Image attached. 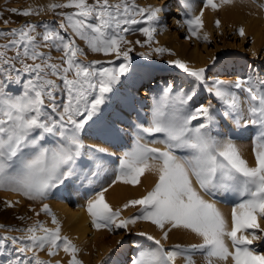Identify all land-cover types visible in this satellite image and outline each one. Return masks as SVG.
Instances as JSON below:
<instances>
[{"label": "snow or ice", "instance_id": "1", "mask_svg": "<svg viewBox=\"0 0 264 264\" xmlns=\"http://www.w3.org/2000/svg\"><path fill=\"white\" fill-rule=\"evenodd\" d=\"M231 2L220 0V4ZM203 4L213 10L219 7L215 0H203ZM184 7L191 10L192 0H185ZM49 8L72 10L59 13L62 19L58 26L64 33L71 31L72 36L66 37L47 25L38 33L35 23L0 31V36L11 37L7 43L0 44V64L7 66V71L0 67L3 75L0 79V190L41 202L66 182L82 176L87 179L83 169L89 165L82 157L87 156L91 161L95 152L105 151L89 149L86 153L82 133L103 121L110 94L117 91L122 77L130 71L129 54L133 49L124 48L132 43L125 33L136 31L133 26L146 23L148 27H140L138 31L147 38L145 43L151 44L156 31L152 24L158 20L160 11L140 7L135 0H66ZM12 11L17 13L16 9ZM17 14L33 13L25 10ZM203 14L202 9L185 23L191 37L208 41L206 33L203 37L199 34ZM219 24L217 20L216 26ZM239 33L244 34L243 28ZM76 39L84 41L92 53L114 55L123 62L117 67H100L102 62L98 60L85 63L79 57L86 52ZM136 43L143 46L140 40ZM41 47L59 51V62H53L51 51L42 52ZM9 51L15 54L7 57ZM164 51L155 49L156 53ZM170 63L196 83L189 92L182 88L174 92V85L166 86L147 126H138L134 143L120 156L109 187L117 182L138 185L145 173L154 174L156 182L146 195L123 205L124 209L140 206L139 214L123 219L121 210H113L106 202L108 189L96 192L86 204L92 226L113 232L143 220L158 227L163 232V240L169 238L173 229H184L202 240L187 247L177 244L166 250L160 239L140 232L139 236L153 241L156 247L139 251L131 264H176L179 257L184 258L185 264H196V255L202 256L205 264H228L229 260L232 264H264V253L251 247L253 241L264 240V227L260 224L264 219V79L237 78L231 87L238 89V93L230 91L220 80L209 84L204 68H189L178 59ZM12 72L17 74L15 79ZM21 72L28 78L23 81L22 93L14 95L6 90L7 84L20 83ZM201 86L225 106L220 113L224 119L232 120L237 127L256 129L252 139L255 166L243 158L233 139H220L212 134L215 115L211 101L193 106ZM155 134H162L163 139L142 142L145 135ZM156 143H162L164 148L150 146ZM96 167L99 169V163ZM218 192L232 193L238 198L231 208L230 228L217 203L205 199ZM7 206L13 205L8 202ZM41 211L51 217L55 227L48 228L37 222L24 230L23 237H4L13 244L20 241L16 251L21 256L32 254L31 261L16 259L10 264H32V261L47 264L37 258V252L45 248L49 256H55L62 248L70 257L68 264H83L77 258L76 245L61 235L60 222L50 206L43 203Z\"/></svg>", "mask_w": 264, "mask_h": 264}, {"label": "rangeland", "instance_id": "2", "mask_svg": "<svg viewBox=\"0 0 264 264\" xmlns=\"http://www.w3.org/2000/svg\"><path fill=\"white\" fill-rule=\"evenodd\" d=\"M176 1L177 0H135L138 6L144 8L150 7L153 9H159L157 3L160 2V7H164V13L166 12L170 17H168V21L160 28L156 24L160 20V13L158 12V20L152 24V27H154L156 31L153 34L154 39L151 44L145 43L147 38L138 31L140 27H148L146 23L133 26L137 29L136 31L125 33L126 39L132 43L130 45H124V48L131 47L133 49L129 54L131 57L130 71L125 77H122L121 83L117 85V91L110 94L111 99L108 106L105 107L103 121L91 129L86 128L82 133L81 138L86 146L85 152L87 153L89 149H104L110 151V153H113L112 157L113 161H115L113 164L115 169L118 166L120 156L134 143L137 133L139 132L138 126H147V121L151 118L152 109L158 102L155 99L160 97L161 93L158 94L157 92V95H154L155 97H150L146 92V86L153 85V83L158 85L159 81L163 78L168 84L175 86L174 92L181 88L185 92H189L196 83L194 78L187 76L186 73L176 68L170 61L180 60L179 56H183V62L186 63L189 68L205 69V79L209 84L215 80H220L225 82V85L229 87L230 91L238 93V89L231 87V85H234L237 78L244 79L248 76H253L264 79V42L260 39L261 43L256 42L252 46L253 38L250 35V29L255 27L257 30H261V32L264 33V7H261L263 3L260 0H256L258 3L249 0L251 3H254L251 5L249 12L245 14V17L242 16L238 22L233 21V17L230 16V12L227 11L229 9L224 8L220 4V0H215V2L219 4L217 10H213L210 6L204 7L203 0H193L194 5L199 6V14L203 9V16L209 17L212 26H214L211 30L206 32L208 41L191 37L188 26L185 23L188 19L183 17L181 6ZM65 2L66 0H0V31L6 32L11 29L20 28L26 23H35L38 26V33H42L45 30L44 26L47 25L49 29L60 31L62 35L70 37L72 36L71 31L64 33L58 26L62 19L59 13L72 10L58 8L52 11L49 9V5L51 4H63ZM13 7L14 9L17 8V13L27 9L31 10L33 14L29 16L19 15L12 11ZM217 20L220 22L219 26L223 24L219 31L216 30ZM5 21H7V23H5ZM241 28L247 31L244 42H241L240 38L239 29ZM9 39H11V37L0 36V44L7 43ZM137 40H140L143 46L137 44ZM76 43L86 52L85 56L79 57V59L85 63L98 60L102 62L101 65H99L100 67H117L123 62L122 58L117 59L114 55L104 56L102 54L90 52L84 41L76 39ZM251 47H254L253 50L250 49ZM156 48H163L166 49V51L156 53ZM194 48H196V52L193 51ZM39 50L45 53L51 51L53 62H59V57L61 56L59 51L43 47ZM0 51H2V49H0ZM141 53L145 55L142 56L140 55ZM14 54V51H9L7 52V57H12ZM193 59L195 63L192 62ZM191 62L194 64H191ZM28 63L32 62L28 61ZM0 67H3L5 71H7V66L0 64ZM16 67H20L19 63H16ZM153 72H163L164 74H159L157 78H153V80L151 79ZM11 76L15 79L17 76L16 72H12ZM27 78V74L21 72V82L8 83L6 90L14 95L21 94L23 91V81ZM0 79H3V75H0ZM134 80L137 81L136 91L132 89ZM241 95L243 94L241 93ZM160 98H162V95ZM160 98H158V100H161ZM208 101H211L213 113L215 115V123L212 125V134L219 137H226L227 124L220 115L225 106L213 95L204 91L201 86L198 89V95L193 106L200 103H207ZM118 106L126 107L129 113L128 116L121 115L119 117L122 119L121 125H118L115 121H110L113 115H116V117L119 116L117 115ZM239 128L243 133L247 132L248 135H251L250 131L253 133L254 131L256 132V129L253 131L254 128L251 126L245 128L241 125L238 127V130ZM113 129H115V131H113ZM109 131L115 132L119 136V140L111 141L108 137ZM160 135L162 137V134ZM148 138L150 139L152 137L145 135L142 142H149ZM150 146L153 147L154 145L150 144ZM110 153L106 151L95 152L94 159L91 161L87 160V156L82 157L89 165V167L83 169V175H86L87 179H84L82 176L81 179L68 181L72 186V193L79 197L77 201L78 207L86 210L88 200L94 197L95 193L102 188H107L108 190L105 192V196L108 194L112 187H109V184H111L112 180L115 178V171L109 172L105 179H102L101 176L105 169V161L108 160L106 156L112 155ZM99 157L106 160L98 159ZM97 163L100 165L99 169L96 167ZM92 172H97L98 174L93 176L91 174ZM151 189L152 188L148 189V191ZM57 191L58 188L54 189L49 198L41 202L30 201L22 195L12 191L0 190V253H2L0 254V264H10L11 261H15L16 259H20L21 261L32 260L31 253L21 256L16 251L20 246L19 240L16 244H13L11 239L3 238L23 237L26 234L24 230L37 222L43 223L48 228H54L55 225L52 224L51 217L42 212L41 207L43 203H47L51 208L54 201L58 198ZM147 192H145L143 196L146 195ZM8 202H11L13 206L8 207ZM67 205L72 207L69 198H67ZM139 211L140 206L129 207L121 211L120 218L131 217L139 214ZM38 212L40 213L39 215H37ZM59 222L61 226V235L67 236L72 243L76 245L79 249L77 258L80 259L83 264H117L115 263L116 250L121 246L126 247V258L121 264H131V260L136 257L139 251L149 247H156L153 241H148L145 237L138 235L140 232L149 233L146 229L150 227L152 223L148 221L139 220L136 224L130 225L128 229H116L113 232H109L107 229L103 228L100 230L95 229V238L89 241H85L83 238L74 241L69 232V223L64 224L62 220ZM260 224L261 227H264V219H261ZM167 228L168 226L165 227V230H167ZM162 237L163 232L161 231L156 239L161 240L166 250L171 249L177 244L182 247L191 245L185 242L184 236L177 234L174 229L170 231L167 240H163ZM89 238H91L90 235ZM251 247L259 253H264V240L253 241ZM37 258L40 261L47 262V264H57V261H59L60 264H68V260L70 259L69 255L66 254L62 248L58 250L55 256H49L47 248H45L37 252ZM194 259L196 264H205L203 257L200 255H196ZM229 262L232 264L231 260H229ZM179 263H185L183 257L177 258L176 264ZM32 264H35V261H32Z\"/></svg>", "mask_w": 264, "mask_h": 264}, {"label": "bare ground", "instance_id": "3", "mask_svg": "<svg viewBox=\"0 0 264 264\" xmlns=\"http://www.w3.org/2000/svg\"><path fill=\"white\" fill-rule=\"evenodd\" d=\"M250 1H252V0H250ZM250 1L249 0H232L231 3L221 4V5L224 8H228L229 10H227V11L230 12V16L233 17V21L238 22V21H240L242 16L245 17V14H247L249 12L251 5L254 3V2L251 3ZM253 1H255V3H258V2H256V0H253ZM260 1L264 5V0H260ZM176 2L181 6V11H182L183 17L185 19H190L195 15H199V11H198L199 6L194 5L193 0H192L193 8L191 10L184 7L185 0H177ZM157 4H158V7L160 9V11H159L160 20L156 24H157V26L162 28L163 24L168 21V17H170V15L167 14L166 12L164 13V7H160V2ZM9 7H11V6H9ZM13 9H14V7H13ZM23 10H24V8H23ZM47 11H48V9H47ZM168 12H171V11H168ZM202 19H203V27L200 29V33H199L201 37H203V35L206 32H208L209 30H211L214 27V26H212L209 17L203 16ZM221 25H223V24H221ZM221 25L219 27H217L216 30L219 31ZM246 32L247 31L245 30L244 34L240 35L241 42L245 41V35L247 34ZM250 35L253 38L252 46L256 42L261 43L260 39L264 42V33L261 32V30H257L256 27L250 29ZM253 48L254 47H251L250 49L253 50ZM193 51L196 52V48H194ZM179 59L181 61H183L184 57L179 56ZM192 62L195 63V60L193 59ZM192 62H191V64H194ZM159 74H164V73L163 72H153L151 79L157 78V76ZM133 82L134 83H132L133 84L132 89H133V91H136L135 88H137V83H136L137 81L134 80ZM167 85H168V82L164 81L162 78V80L159 81L158 85H155V83H153V85L146 86V92L150 97H155L157 95L156 92L158 94L161 93L160 97H161V95L163 97L164 89L166 88ZM160 97H158V98H160ZM158 98L155 100L160 101V100H158ZM128 114L129 113H128V110L126 109V107L124 108L122 106H118L117 115H119V116L116 117V115H113L111 117L110 121H115L118 125H121L122 119H120L119 117L121 115H127L128 116ZM149 120L147 121V124H148ZM224 121L227 124V136L226 137H219L218 136V138H220V139H228V138L233 139L234 142L237 144V146L240 148L241 155L243 156V158L249 162L250 166H255V158H254V155L252 153V144H251V140L254 137L253 135H254V133H256L254 131L255 129L252 128L254 133L252 131H250L251 135H248L247 132L243 133V131L240 128L238 130V127L230 119H224ZM113 131H115V129H113ZM108 135H109L108 137L111 139V141H115L117 139L119 140V136L115 132L109 131ZM155 136H151L152 138H150V139L148 138L149 139L148 141H151L153 139H163V137H161L160 134H157ZM110 139H109V141H110ZM153 145H154L153 147H159L161 149L164 148V145L162 143H156ZM105 151L110 153V151H107V150H105ZM110 154H112V155L106 156V158L108 160H106L102 157L98 158V159L106 160L105 161V163H106L105 169H104V172L101 176L102 179H105L106 176L109 174V172L115 171V167L113 165L115 163V161H113V157H112L113 153H110ZM178 154H180V153H178ZM156 179H157V177L154 174L145 173V175L140 178V183L138 185H135V186H133L131 184H124L121 182H117V183L112 185L108 194H106V196H105L106 202L113 209H120L121 211H123L124 210L123 205L125 203H127L129 200H132V199L141 198L143 196V194L148 191V189H150L154 186ZM72 192H73L72 186L69 182L65 185H61L57 191L58 198L52 204L51 210L53 211L54 215L56 216V218L59 221L62 220L64 224L69 223V232H70L71 237L74 241H77L80 238H83V240H85V241H89L92 238H95V234H96L95 228H93V226H92L91 217L88 215L87 211L81 207H78L77 201L79 200V197L75 196V194H73ZM67 198H69L71 200L72 207L67 205ZM205 199L214 200L217 203V207L220 208V210L224 213L225 217L228 219L229 228H230L231 227V208L235 203L238 202V198L235 195H233L232 193L218 192L214 197L205 196ZM146 231L149 232L148 233L149 235L154 236L155 238H157L159 236V233L161 232V230L153 224H151L150 227H147ZM174 231L177 234H181L182 236H184V240L187 243L198 244V243L202 242L200 237H197L194 234H192L191 232L186 231L184 229H174ZM89 235L91 236V238H89ZM228 243H229V247H231L230 241ZM133 251H136V250H133ZM115 256H116V262L115 263L121 264L124 261V259L126 258V247L121 246L120 248H118L116 250ZM179 264H185V263H179ZM228 264H231V263L228 261Z\"/></svg>", "mask_w": 264, "mask_h": 264}]
</instances>
